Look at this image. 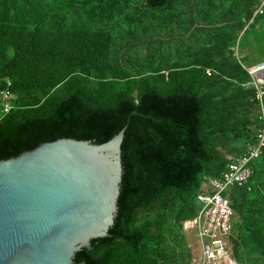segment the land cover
Here are the masks:
<instances>
[{"label": "trees", "instance_id": "1", "mask_svg": "<svg viewBox=\"0 0 264 264\" xmlns=\"http://www.w3.org/2000/svg\"><path fill=\"white\" fill-rule=\"evenodd\" d=\"M139 1L0 0V161L62 138L102 144L127 126L115 224L76 264H190L183 224L202 185L262 128L245 69L264 61L259 1ZM192 8L201 20L171 17ZM251 167L250 190L229 195L237 264H264V151Z\"/></svg>", "mask_w": 264, "mask_h": 264}, {"label": "water", "instance_id": "2", "mask_svg": "<svg viewBox=\"0 0 264 264\" xmlns=\"http://www.w3.org/2000/svg\"><path fill=\"white\" fill-rule=\"evenodd\" d=\"M127 126L109 141L58 139L0 161V264H76L109 237Z\"/></svg>", "mask_w": 264, "mask_h": 264}, {"label": "built area", "instance_id": "3", "mask_svg": "<svg viewBox=\"0 0 264 264\" xmlns=\"http://www.w3.org/2000/svg\"><path fill=\"white\" fill-rule=\"evenodd\" d=\"M259 6L253 19L263 15L264 0H258ZM251 77L250 86L257 90V98L261 105L260 120L264 123V61L252 68H245ZM15 97L9 92L2 93L4 114L11 110V101ZM264 151V127L257 135V144L251 147L241 157L233 160L227 171L219 179H207L202 192L198 196L201 204L199 214L190 221L185 222L184 228L194 232L200 246V256L196 264H236L232 259L229 237L236 222V214L231 207L229 195L234 188H248L252 179V163Z\"/></svg>", "mask_w": 264, "mask_h": 264}, {"label": "rangeland", "instance_id": "4", "mask_svg": "<svg viewBox=\"0 0 264 264\" xmlns=\"http://www.w3.org/2000/svg\"><path fill=\"white\" fill-rule=\"evenodd\" d=\"M142 0L139 1V4L142 5ZM129 10H133L132 7L130 8H127V12ZM179 11H182V10H179ZM264 53V34L262 35L261 37V41L259 43V48H258V54L259 55H263ZM257 54V53H256ZM240 52H239V55L238 57L240 58ZM236 220H238V216L236 215L235 216ZM183 236H184V239H185V242H184V248H185V251L186 253H190L191 255V260H190V264H196V261L198 260L199 256H200V246H199V241L197 240L196 238V235L194 232H190L187 231L185 229V231L183 230ZM230 247H231V244H230ZM184 259L186 262H188V256L187 255H184Z\"/></svg>", "mask_w": 264, "mask_h": 264}, {"label": "crops", "instance_id": "5", "mask_svg": "<svg viewBox=\"0 0 264 264\" xmlns=\"http://www.w3.org/2000/svg\"><path fill=\"white\" fill-rule=\"evenodd\" d=\"M201 11H199V10H197V9H195V8H192V9H187V10H185V11H182V12H180V11H178V12H176L175 13V15H177V16H175V15H171V17H172V19L173 20H201ZM246 51H248V49L246 50ZM239 54V53H238ZM241 54V53H240ZM238 56V55H237ZM245 57V53L244 54H241L240 55V60H242L243 58ZM245 67H248V66H245ZM259 78L260 79H263L264 78V75H260L259 76ZM261 115V114H260ZM259 119H260V117H259ZM261 122H262V128L260 129V130H262L263 129V127H264V123H263V121L262 120H260ZM260 130H259V132H260ZM258 132V133H259ZM258 133H257V135H258ZM256 141H257V139H256ZM257 144V143H256ZM254 146H256V145H254ZM253 146V147H254ZM251 148V147H250ZM207 179H214V178H207ZM206 179V180H207ZM206 180H205V182H206ZM205 182H204V184H205ZM204 184L202 185V187L204 186ZM201 192H202V188H201ZM200 195V194H199ZM191 220H193V219H191ZM188 221H190V220H188ZM237 221V220H236ZM187 222V221H186ZM236 223V222H235ZM234 223V224H235ZM185 224V223H184ZM184 224H183V230L185 231V228H184ZM233 229H234V227H233ZM232 234V233H231ZM229 240H230V237H229ZM230 244H231V241H230ZM231 253H232V259L234 260V258H233V251H232V244H231ZM235 261V260H234ZM236 262V261H235ZM236 264H237V262H236Z\"/></svg>", "mask_w": 264, "mask_h": 264}]
</instances>
